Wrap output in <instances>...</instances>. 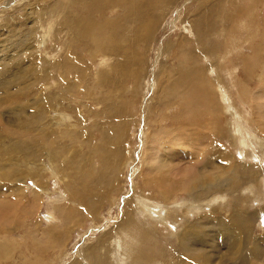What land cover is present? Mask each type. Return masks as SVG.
<instances>
[{
	"label": "rangeland",
	"instance_id": "obj_1",
	"mask_svg": "<svg viewBox=\"0 0 264 264\" xmlns=\"http://www.w3.org/2000/svg\"><path fill=\"white\" fill-rule=\"evenodd\" d=\"M140 1L145 0H125L132 12ZM77 2L0 0V84L6 75L13 81L26 69L34 72L29 78L22 73L17 80L25 79L22 84L30 90L26 94L16 96L15 90L5 94L0 85V173L20 169L27 175L35 170L22 184L1 180L0 174V264H196L194 255L204 256L205 252L213 254L215 264H264V0H168L155 14V30L149 38L146 30L135 31L144 23L135 24L130 15L128 25L117 31L118 56L114 50L98 53L88 42H78L73 29L76 23H68L66 18L79 16L87 22H102L122 17L124 10L109 9L111 12L94 18L91 6ZM242 20L255 26L250 34ZM198 22L206 33L213 32L204 35L208 39L203 44L195 27ZM143 32L146 36L141 35ZM207 42L217 51L211 56L203 54ZM188 51L196 57L195 67L204 69L203 88L217 97L213 105L203 102L207 97L201 92L186 98L194 95L181 84L182 73L190 71ZM67 56L74 67L64 62ZM41 96L49 98L38 105L54 130L55 141L54 146L43 142L51 148L42 145L45 156L39 165L28 167L25 160H29V153L36 155L39 150L38 137L24 132L28 129L20 131L19 124L10 119L22 118L15 114L22 112V106L33 114L35 100ZM122 122L127 124H123L127 134L120 158L113 159L107 154L114 144L109 134ZM237 124L240 135L233 131ZM178 128L202 135H191L194 143L172 150L166 133ZM219 129L220 136H214V130ZM177 134L173 132L171 138ZM19 139H32L34 145L17 163L18 156L11 155ZM212 141L236 162L237 178L233 187L224 185L215 195L221 198L199 204L184 191V184L195 182L198 176L204 180L225 176L224 180L231 181L228 175L232 167L223 158L206 165L214 155L199 157V153L210 150L208 143ZM98 144H104L106 158L102 161L93 156L92 163L88 161L92 167L87 185L92 191L98 190L96 194L101 191L97 194L100 198L85 190L80 195L75 192L78 180L73 169L79 164L72 163L73 167L65 170L63 166L73 158L87 159L90 148ZM52 149L59 155L52 158ZM4 156H11L8 165L2 162ZM105 160L113 167L118 165L113 189L96 183L99 175L103 181L115 170L110 171L112 166ZM189 175L193 176L191 182L184 183ZM167 183L173 188L184 187L174 199L170 196L168 203L161 193ZM88 201L96 211H88ZM74 209L83 213L70 224L65 218ZM47 215L55 219L48 221ZM236 216L240 220L247 216L244 219L249 221L250 230L241 231L234 222ZM191 226L198 228L197 235L202 233L203 242H180L182 233ZM223 230L231 232L242 245H233L229 237L227 241L221 236Z\"/></svg>",
	"mask_w": 264,
	"mask_h": 264
},
{
	"label": "bare ground",
	"instance_id": "obj_2",
	"mask_svg": "<svg viewBox=\"0 0 264 264\" xmlns=\"http://www.w3.org/2000/svg\"><path fill=\"white\" fill-rule=\"evenodd\" d=\"M76 1H78L77 3L78 4H80V2H84V4H83V6H88V7H90L91 6V8H90V10L92 11V14H94V15H92L94 18H95V15H99V14H107L108 12H111V11H109V9H116V8H120V9H123L124 10V14H123V16L121 17V15H120V18L119 17H117V18H104L105 20H103L102 22H96V21H90V22H87V20H85V19H83V18H81V17H74V18H71V16H69V18H66L67 19V22L68 23H76L75 25H74V27H73V29L75 30V31H77V38H76V40L78 41V42H88L87 44L88 45H90V46H92L93 48L95 47L96 49H93L94 51H96V52H98V53H101V52H107V51H113L114 50V55H116V56H118L119 55V53H120V43H119V38H118V35H117V31L120 33L121 32V30L124 28V26H125V23H127V25H128V19H129V17H130V15L132 16V19H133V21H134V23L135 24H140L141 22H143L144 24L143 25H141V26H137L136 28H135V31H138V30H146V33H147V38H149V36H150V34H151V32H153L154 30H155V28H153V26L155 25V22H156V20H155V14L157 13V11L159 10V8L161 7V6H163V4H165L168 0H153V2H150V1H148V0H145V1H140L139 3H138V8L137 9H135L133 12H132V8L129 10V7L131 6L130 5V3H127V2H125V0H118V1H116V0H76ZM116 1V2H115ZM205 5V4H204ZM115 6H119V7H115ZM255 7V6H254ZM248 8H251V7H248ZM85 9H86V7H85ZM203 10V9H202ZM121 11V10H120ZM114 12V11H113ZM250 12V16L249 17H251V16H253L252 14H253V12L252 11H249ZM217 13V12H216ZM87 14V13H86ZM88 16V15H87ZM100 16H102V15H100ZM205 16V15H204ZM214 15H212V17H213ZM84 17V16H83ZM91 17V16H90ZM207 17H208V14H207ZM215 17V16H214ZM252 18V17H251ZM92 19V18H91ZM125 19V20H124ZM204 19V18H203ZM212 19V18H211ZM210 19V20H211ZM215 19V18H214ZM253 19V18H252ZM204 20H206V19H204ZM248 20H250L249 18L248 19H246V21L248 22ZM255 20V19H254ZM257 20V19H256ZM243 21H245V20H242L241 22H243ZM244 22L246 25H247V32L250 34V32L254 29V25H251L250 23V25H248L247 24V22ZM136 22H138V23H136ZM205 22V21H204ZM257 22H258V20H257ZM153 23H154V25H153ZM199 23V25L201 24L200 22H198ZM198 23L195 25V27H196V30H197V33L199 34V37H201L202 39H201V43L203 44V41L205 40V39H208V38H205V34H210V33H213V32H210L209 31V33L207 32L206 33V31H204L203 30V28L201 27L202 25H200V27H199V25H198ZM211 23V22H210ZM243 23V24H244ZM252 23L253 24H256V21H252ZM208 24V23H207ZM212 24V23H211ZM209 25V26H212V25ZM205 25H206V23H205ZM208 26V27H209ZM244 26V25H243ZM207 27V26H206ZM210 28V27H209ZM215 28V27H214ZM244 28V27H243ZM245 28H246V26H245ZM251 28H253L252 30H251ZM208 29V28H207ZM210 29H212V28H210ZM256 29V28H255ZM102 30H104V31H102ZM209 30V29H208ZM212 31V30H211ZM244 31H245V29H244ZM109 33V34H108ZM146 33L145 32H143L141 35L142 36H146ZM231 34V33H230ZM247 35V34H246ZM207 36V35H206ZM212 36V35H211ZM236 37V36H235ZM235 37H233V39L235 38ZM206 43V42H205ZM100 46V47H99ZM204 53L203 54H206L207 56H211L212 54H214V53H216L217 51L215 50V47H214V45L212 44V43H208L207 42V44H206V48H205V50L203 51ZM202 54V55H203ZM211 54V55H210ZM188 56L186 57V63H189V69L188 70H190V71H184L183 73H182V75H181V77H182V79H181V84H183V87L185 88V89H187V90H190V91H192V94H193V91H194V95H190V96H187L186 98H188V99H192V98H195L196 96H197V92L199 93V92H201V93H203L204 95H205V97H207L203 102H205V103H207V105L208 104H210V105H213L214 104V102L216 101V99H217V97L213 94V92H211L209 89H207V90H209V91H207V90H205L204 88H203V82H204V79H206L205 78V73H204V69L203 68H196L195 67V62H196V57H195V55L193 56V55H191V53H189V51H188V54H187ZM188 61V62H187ZM64 62H67V66L68 67H74L73 66V64H72V60H71V57L70 56H67V58H65V61ZM105 62V61H104ZM25 64H28L27 62H25ZM29 64H31V65H33L34 63H29ZM75 64H76V62H75ZM193 65V66H192ZM7 71H9V70H7ZM6 71V72H7ZM33 70H31V69H26L24 72H22L23 73V75L24 76H26V78H29V77H31L33 74H34V72H32ZM22 73L20 74V76L18 77V78H16V79H14L13 81H11V80H9L8 79V75H6V79H5V81L2 83V84H0L1 86H2V88L4 89V92H5V94H10L11 95V92H12V90H15V92H16V96H17V94H20V93H25L26 94V92H29L30 90L28 89V86H24V84H22V82L25 80L24 78H23V80H20L19 82H17V80L18 79H20V77L22 76ZM5 75V74H4ZM23 77V76H22ZM35 77V76H34ZM34 77H33V80H37V78L35 77V79H34ZM10 78V77H9ZM22 79V78H21ZM206 81V80H205ZM17 82V83H16ZM14 83H16V84H14ZM189 91V92H190ZM22 93V94H23ZM185 93V92H184ZM183 93V94H184ZM172 98V97H171ZM49 100V98H47V97H45V96H41V97H39V99H37V100H35L36 101V106H33L34 108H33V114H29L28 113V111H26L25 110V107L24 106H22L21 107V109H22V112L20 113L21 114V116H20V114H17V113H15L17 116H19V117H22V118H20V119H17V118H11L10 120H11V122L12 123H14V124H19L18 126H17V128H19V130L20 131H23V129L25 130V129H28V131H24V132H32L33 133V135L35 136V137H38V140L37 139H35L36 140V146L39 148V150H36V155H32L31 153H29V160H25V162H26V164H27V166L29 167V166H31V167H33V165H39V163L41 162V158L42 157H44L45 156V153L46 152H43V150H45L46 148L45 147H47V146H49V145H44V144H42L43 142L45 143V142H47V143H51V145H53L54 146V143H53V141H55V139H53L54 138V135H53V131L54 130H52L51 129V124L49 123V122H47V120L45 119V113H44V111L41 109V108H39L40 106L38 105V103L39 102H41V101H48ZM255 100V99H254ZM242 102V101H241ZM255 102V101H254ZM243 103V102H242ZM255 103H257V105H259L258 103L259 102H255ZM199 105V104H198ZM202 105H203V103H202ZM195 106V105H194ZM254 106H255V104H254ZM187 108V107H186ZM194 108V107H193ZM199 108V107H198ZM50 110L51 109H49V113H51L50 112ZM197 110V109H196ZM191 111H192V109H191ZM193 111H195V110H193ZM233 111H234V109H233ZM25 112V115L23 116L22 114ZM31 113V112H30ZM233 116V115H232ZM258 116V115H257ZM260 116V115H259ZM258 116V117H259ZM23 117H25V118H23ZM257 117V118H258ZM260 118V117H259ZM263 118V117H262ZM1 121V120H0ZM239 122V121H238ZM241 122V121H240ZM1 123V122H0ZM259 123H261V122H259ZM263 123V122H262ZM124 122H122V123H120V124H118V125H116V127L113 129V131L109 134V138H110V136L112 137L113 136V138H114V144H111L110 146V149L108 150V152H107V154L109 153V155L110 156H114V158L113 159H116V157H119L120 156V154H121V150H122V146H123V144H124V141H125V138H126V134H127V128H126V126L124 127V125H127L126 123L124 124ZM236 124V123H235ZM3 125V123H1V126ZM53 125V124H52ZM51 126V127H50ZM215 126V125H214ZM244 126V125H243ZM246 127V126H245ZM261 127V126H260ZM189 128H190V126H189ZM234 128H235V125H234ZM245 129V128H244ZM248 130H249V128H247ZM247 129H245L246 131H247ZM50 131H52V133L50 132ZM233 131H235V133L237 132V134L238 135H240L242 132H241V127L239 126V124H237L236 125V129H234ZM173 132H177L178 134L177 135H175L173 138H171L172 136H171V134L173 133ZM219 132H221V130L219 129V131H216L215 132V130H214V136H216L217 137V135L218 136H220V134H219ZM244 132V131H243ZM251 131H248V133H250ZM104 133V132H103ZM108 133L109 132H106V134L108 135ZM196 132H195V130H188V129H186L185 128V130L183 129V128H178V129H176V130H174V131H167V135H166V137L165 138H169L171 141V143H170V145H171V147L170 148H173L172 150H174L175 149V147L177 146V145H184V146H187V144L185 145L184 143H189V142H191V141H193V139H191L190 137H191V135H192V137H195V138H197V137H200L201 135H200V133H198V135L197 134H195ZM234 133V134H235ZM247 133V134H248ZM24 134V133H23ZM55 134V133H54ZM261 134H262V132H261ZM53 135V136H52ZM56 135V134H55ZM58 135V134H57ZM106 135V136H107ZM251 135V134H250ZM249 135V136H250ZM27 136V135H26ZM162 136V135H161ZM254 136V138H255V135H253ZM253 136H252V138H253ZM21 137V136H20ZM40 137H42L41 139H40ZM44 137L45 138H48L47 140L46 139H44ZM176 137V139L174 140V138ZM238 137V136H237ZM242 137V136H241ZM257 137V136H256ZM9 138V137H8ZM19 138V137H18ZM28 138V137H27ZM26 138V139H27ZM108 138V139H109ZM219 138V137H218ZM57 139V138H56ZM158 139H160V138H158ZM157 139V140H158ZM184 139V140H183ZM217 139V138H216ZM240 139V138H239ZM2 140V139H1ZM3 140H4V138H3ZM3 140L1 141V142H3ZM111 140V139H110ZM113 140V139H112ZM163 140H164V136H163ZM162 140V141H163ZM104 141V140H103ZM186 141V142H185ZM245 141V140H244ZM111 142H113V141H111ZM240 142V141H239ZM16 144L15 145H13L15 148H14V153L11 155V153H10V155L11 156H13V155H17L18 156V160H17V158H16V160H15V158H14V160L17 162V163H19L22 159H23V153L24 152H28V151H30L32 148H33V145H34V140H30V141H26V140H23V142H20V139L19 140H16V142H15ZM104 143V142H103ZM193 143H194V141H193ZM158 144V143H157ZM208 144H210V150H208V149H206L204 152H201V153H199V157L200 158H202V157H205L204 159H206L207 157H209L210 155H214V158L212 157V158H209V160H208V162L207 161H205L206 162V165H208V164H210V165H212L213 163H214V161L215 160H219V159H221V158H223L225 161H226V163L225 164H228L229 166H231L232 167V173L231 174H229L228 175V177H230L231 178V181H227V180H224V178H225V176H220V177H216V178H214L213 177V179L214 180H211V178H207V180H204L203 178H202V176H198V177H200V178H194L196 181L195 182H192L191 184H188L187 182L188 181H190L191 182V180H190V178L192 179L193 178V176L192 175H189V179H187L186 178V180H184L185 182L184 183H187V184H184L183 186L185 187H176L175 188V186H174V188L173 187H171V186H169L170 184L169 183H167V184H165L164 186H163V189L161 190V193H162V196L164 197V198H166L167 199V203H168V201L170 200V196H171V199H174L175 198V194H177V193H180V192H182V190H183V188H184V191L185 192H187L189 195H191V196H193V197H195V200H196V202L197 203H199V204H201V203H203V202H206V201H208V200H210L211 201V199H212V201L213 200H218L219 198H221V197H216L215 198V195L216 194H218V193H221L223 190H224V185L226 186V187H233V185H232V181L235 179V178H237V172H236V170H238L237 169V165H236V162L235 161H233V160H231V159H229V156H228V154L224 151L223 152V149L219 146V144L218 143H215L214 141H212V142H210V143H208ZM243 144V143H242ZM42 145H44V146H42ZM104 144H102L101 146H100V144H98V146L97 145H95V147H91L90 148V152H89V154L88 155H86L87 156V159L85 158V157H83V159L82 160H74V158L72 159V160H70L69 161V164H65L64 166H63V168H64V170H65V168L66 167H71L72 165L74 166V165H76V164H79V165H77V166H74V170L76 171V173H77V179L76 180H78V184H76V191L75 192H81L80 193V195L81 194H83V192H84V190L85 191H87V193H89V194H91V193H94L95 192V190H93L92 191V189L87 185V183L90 181V178H91V175H90V167H92L89 163H88V161L90 162V163H92L91 161L93 160L92 159V157L93 156H96L95 158H98L99 160H102L103 161V159H104V157H105V155H104V151H103V149H102V146H103ZM108 145V144H107ZM198 145H199V143H198ZM245 145V144H244ZM262 145V144H261ZM52 146V147H53ZM50 147V146H49ZM45 148V149H44ZM51 148V147H50ZM56 149V148H55ZM55 149H52V150H54L53 151V154L51 155L52 156V158L53 157H56V156H58L59 155V153H57V152H55L56 150ZM108 149V148H107ZM107 149H105V150H107ZM159 149V148H158ZM183 149V148H182ZM1 150V149H0ZM48 150V149H47ZM46 150V151H47ZM180 150V149H179ZM212 150V151H211ZM8 152H10L9 150H7ZM208 151H209V153H208ZM17 153V154H16ZM21 154H22V158H21ZM108 155V156H109ZM10 156V157H11ZM107 156V157H108ZM109 156V157H110ZM126 156V155H125ZM10 157H5L4 156V158H3V160H2V162L4 163V164H6V165H8L9 164V158ZM112 157H110V158H112ZM232 156H230V158H231ZM47 158H49V157H47ZM106 158V157H105ZM120 158V157H119ZM233 158V157H232ZM84 159L86 160V161H84ZM107 159H109V158H107ZM106 159V160H107ZM125 159V158H124ZM223 159H221V160H223ZM11 160V159H10ZM40 160V161H39ZM52 160V159H51ZM57 160V159H56ZM105 160V161H106ZM112 160V159H111ZM119 160V159H118ZM167 160V159H166ZM9 161V162H8ZM14 161V162H15ZM42 161H43V159H42ZM72 161V162H71ZM113 161V160H112ZM125 161V160H124ZM224 161V162H225ZM8 162V163H7ZM22 162V161H21ZM46 162V161H45ZM109 162V164L110 163H112V162H110V161H108ZM107 161H106V163H108ZM163 162H165V161H163ZM219 162V161H218ZM73 163V164H72ZM105 163V162H104ZM118 163V162H117ZM223 163V162H222ZM42 164V163H41ZM72 164V165H71ZM121 164V163H120ZM164 164V163H163ZM45 165V164H44ZM43 165V166H44ZM50 165V164H49ZM70 165V166H69ZM111 165V164H110ZM109 165V167H111L112 165H114L113 163H112V165L110 166ZM41 166V165H40ZM46 166V165H45ZM44 166V167H45ZM72 166V167H73ZM118 166V165H117ZM117 166L115 167H111L110 168V171H112L111 169H115L114 171H113V173L109 176V178H108V176H107V178L108 179H105L104 178V180L102 181L101 180V178L102 177H100V176H102V175H99V177H97V181H96V183L98 184V183H100V187L102 186V184H103V186L107 189H110L111 188V186H112V189H113V186H114V184H115V182L117 181H114V179L116 178H114V176L116 175V168H117ZM165 166H167V164L165 165ZM205 166V165H204ZM216 166V165H215ZM71 167V168H72ZM108 167V166H107ZM208 167V166H207ZM0 168H2V167H0ZM40 168H42V167H40ZM51 169H52V171H53V168L52 167H50ZM120 168V167H119ZM164 168V167H163ZM168 168H171L170 166L168 167ZM173 168V167H172ZM216 168H217V166H216ZM224 169L225 168H227V167H223ZM223 168H221V170L223 169ZM29 169V168H28ZM46 169V168H45ZM67 169V168H66ZM158 169V168H157ZM156 169V170H157ZM175 169V168H174ZM185 169V168H184ZM218 169V168H217ZM30 170V169H29ZM41 170V169H40ZM120 170V169H119ZM173 170V169H172ZM176 170V169H175ZM226 170V169H225ZM35 170H33L31 173H28V172H26L27 173V175L25 176L24 175V173L23 172H25V171H22V170H20V169H18V170H12V171H10V172H8V173H0L1 174V180H4V181H13V182H20V184H22V183H24V182H26V180H28L29 179V174H31L32 175V173L34 172ZM48 171V170H47ZM55 171V170H54ZM74 171V172H75ZM106 171V170H105ZM165 171V170H164ZM167 171H170V170H167ZM167 171H165V172H167ZM191 171V170H190ZM217 171V170H216ZM224 171V170H223ZM228 171V170H227ZM41 172V171H40ZM50 172V171H49ZM157 172V171H156ZM173 172H175L176 173V171H174L173 170ZM222 172V171H221ZM52 173V172H51ZM66 173V172H65ZM92 173V172H91ZM170 173H172V171L170 172ZM170 173H168L167 172V174H169V175H171ZM60 174V173H59ZM58 174V175H59ZM167 174H165V175H167ZM173 174V173H172ZM215 174H216V172H215ZM217 174H218V172H217ZM216 174V175H217ZM105 175H107V173L105 172ZM109 175V174H108ZM164 174L162 173L161 174V176L164 178V176H163ZM169 175H168V177H169ZM174 175H176V174H174ZM174 175H172V177L174 176ZM203 175V174H202ZM227 175V174H226ZM25 176V177H24ZM104 176V175H103ZM160 176V177H161ZM208 176V175H207ZM207 176H205V177H207ZM32 177V176H31ZM106 177V176H105ZM165 177H167V176H165ZM174 177H177V175L176 176H174ZM173 177V178H174ZM182 177V176H181ZM204 177V176H203ZM209 177V176H208ZM211 177V176H210ZM155 178H157V177H155ZM172 178V179H173ZM32 179V178H31ZM93 179H95V178H93ZM103 179V178H102ZM170 179V178H169ZM239 179V178H238ZM147 180V179H146ZM155 179H153V181H154ZM151 181V180H150ZM156 181V180H155ZM154 181V182H155ZM182 182H183V180H181ZM95 183V186H97V184ZM151 183V182H150ZM161 183V182H160ZM38 184H43L42 182H38ZM152 184V183H151ZM176 184V183H175ZM175 184H173V185H175ZM19 185V184H18ZM93 185H94V183H93ZM157 185H158V183H157ZM172 185V184H171ZM177 185V184H176ZM94 186V187H95ZM93 187V186H92ZM98 187H99V185H98ZM99 187V188H100ZM154 187V186H153ZM19 189L18 190H16L17 192H19L20 190H21V186L19 185V187H18ZM233 190H234V188H232ZM39 190H41L43 193H44V191H45V189L44 188H40ZM81 190V191H80ZM103 190H105V189H103ZM98 191V190H97ZM96 191V192H97ZM96 192H95V194H96ZM104 192V191H103ZM70 193H72V194H74L75 195V193H73V192H70ZM99 194L101 193V191L100 192H98ZM97 193V194H98ZM96 194V195H97ZM214 194V195H213ZM77 195H79V193H77ZM79 195V196H80ZM95 195V196H96ZM212 195V196H211ZM83 196V195H82ZM98 196V195H97ZM100 196V195H99ZM96 197V198H100V197ZM77 197V196H76ZM75 196H74V198H76ZM91 197H92V195H91ZM71 198V197H70ZM89 198V197H88ZM93 199V198H92ZM71 200V199H70ZM74 200V199H73ZM93 203H95V202H93ZM176 203V202H175ZM89 206V207H87V206ZM86 207L89 209L88 211H92L91 209H93V211H96V208H94L93 207V204H92V201H88V202H86ZM167 205V204H166ZM81 206V205H80ZM84 209H85V207H83ZM82 208V209H83ZM3 209V208H2ZM8 209V208H7ZM69 209H71V208H69ZM95 209V210H94ZM194 209V208H193ZM201 209V208H200ZM191 210V209H190ZM189 210V211H190ZM71 211V210H70ZM153 211H154V209H153ZM192 211V210H191ZM72 213H71V216L70 217H66L65 219L66 220H68V222L71 224V223H75V221H77V217H79L78 215L79 214H81V213H83V211H80V210H78V209H74V211H71ZM156 211H154V213H155ZM92 213H94V212H92ZM64 214V213H63ZM77 214V215H76ZM151 214H153L152 212H151ZM76 215V216H75ZM154 215V214H153ZM81 216V215H80ZM208 217V216H207ZM235 217V216H234ZM242 217V216H241ZM245 217H247V216H245ZM244 217V218H245ZM130 218V217H129ZM243 218V220L241 219H239V217H237L236 216V218L234 219V222L235 223H237V225H239L240 226V228H241V231L242 230H250L249 229V221L247 222V218L246 219H244ZM55 219V218H54ZM53 219V217L51 216V215H47V220L48 221H53L54 220ZM162 219H163V217H162ZM165 219V218H164ZM163 219V220H164ZM201 219H204V218H201ZM208 219V218H207ZM130 220V219H129ZM205 220V219H204ZM249 220V219H248ZM223 221V220H222ZM131 222V221H130ZM203 223V222H202ZM222 223V222H221ZM198 224V223H197ZM127 225H129V224H127ZM201 225V224H200ZM204 226V225H203ZM209 226V225H208ZM212 227V226H211ZM219 227V226H218ZM238 227V226H237ZM189 228V227H188ZM201 229H203L202 227H200ZM223 228V227H222ZM222 228H221V231H222ZM227 228H228V226H227ZM239 228V227H238ZM228 229H230V227L228 228ZM69 230V229H68ZM232 230V229H231ZM230 230V231H231ZM234 230V229H233ZM198 228H195L194 226H191L188 230H185L183 233H182V236H181V240L182 241H180V242H185V243H189V244H191L193 241H192V239H195V241L196 240H199V241H202L203 242V240L204 239H202V233H201V235H197V233H198ZM202 231V230H201ZM224 231V230H223ZM239 232V231H238ZM244 232V231H243ZM68 233V232H67ZM233 233V232H232ZM236 233V232H235ZM203 234H205V233H203ZM218 234H219V232H218ZM62 235V234H61ZM220 235V234H219ZM234 235H236V234H234ZM244 235V234H243ZM54 236H56V235H54ZM221 236H223L224 238H226V237H229V239H231V242L233 243V245H235V244H241V243H239L238 241H237V239L235 238V237H233V235L231 234V232H228V233H225V231L224 232H222L221 233ZM237 236V235H236ZM59 237V239H60V235L58 236ZM239 237V236H238ZM223 238V239H224ZM241 238V237H240ZM55 239V238H54ZM228 238H226V240H227ZM262 239V238H261ZM56 240V239H55ZM238 240H240V239H238ZM195 241H194V243H195ZM207 241V240H206ZM227 241H229V240H227ZM56 242H58V241H56ZM197 242V241H196ZM209 242V241H208ZM59 243V242H58ZM204 244V243H203ZM211 244V243H210ZM242 245V244H241ZM183 246H186V245H183ZM182 246V247H183ZM202 246V245H201ZM188 247V246H187ZM238 247V246H237ZM204 248V247H203ZM202 248V249H203ZM189 249V248H188ZM191 250V249H190ZM179 251V250H178ZM183 251V250H182ZM181 251V252H182ZM203 251V250H202ZM184 253H186L187 252V250L186 251H183ZM188 253V252H187ZM191 254V253H190ZM184 255V254H183ZM188 255V254H187ZM187 255H185V256H187ZM197 254H195L194 255V257H193V260H194V262L197 264H213L214 263V259H213V254L211 255V254H209V253H207V252H205L204 253V256H200L199 254H198V256H196ZM184 257V256H183ZM191 257L192 256H190V260H192L191 259ZM222 258H224V257H222ZM221 258V259H222ZM183 260V259H182ZM182 260H180V261H182ZM185 260H187L186 258H185ZM189 260V259H188ZM184 262V261H183ZM183 262H181V263H179V264H190V263H188L187 261V263H183ZM192 262V261H191ZM222 262V261H221ZM220 262V263H221ZM243 262H244V260H243ZM192 264V263H191ZM215 264V263H214Z\"/></svg>",
	"mask_w": 264,
	"mask_h": 264
}]
</instances>
